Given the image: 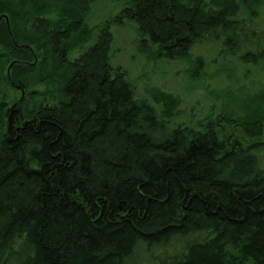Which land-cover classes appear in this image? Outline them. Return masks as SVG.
Masks as SVG:
<instances>
[{"label":"trees","instance_id":"1","mask_svg":"<svg viewBox=\"0 0 264 264\" xmlns=\"http://www.w3.org/2000/svg\"><path fill=\"white\" fill-rule=\"evenodd\" d=\"M94 1L0 0V90L26 93L0 99V264H264V143L220 125L234 92L264 93V0H108L92 27ZM17 20L42 35L38 62ZM123 22L156 61L198 67L206 47L243 84L199 130L178 123L177 95L138 96L112 63Z\"/></svg>","mask_w":264,"mask_h":264},{"label":"rangeland","instance_id":"2","mask_svg":"<svg viewBox=\"0 0 264 264\" xmlns=\"http://www.w3.org/2000/svg\"><path fill=\"white\" fill-rule=\"evenodd\" d=\"M54 2V1H53ZM95 2V1H94ZM51 3V2H50ZM54 7V3L50 4ZM120 3L108 0H97L90 6V25L93 27L101 21L108 19L111 14H115L120 9ZM21 15H18L19 20ZM17 20V21H18ZM18 26L22 28L21 21ZM16 24V25H17ZM112 28L114 34L113 51L111 61L114 65L120 66L128 73V79L135 84L138 96H147V88L157 87L165 93L177 95L180 104L177 108L179 113L176 119L178 123L188 124L195 129H200V123L205 115L211 112H217L221 109V98L224 91L234 87L238 89L243 82L231 86L232 65L225 64L220 73H216L215 64L210 65L209 59L214 52L204 47L200 51L192 52L193 56L202 55L204 63L196 67L194 57L184 61H156L152 54H146V48H141L136 41L138 35L133 31V25L128 23L117 25ZM19 29L20 33L27 34L33 40L30 41V47L33 55L38 62L37 53L39 45L43 43V37L34 30ZM27 32V33H26ZM212 49V48H211ZM9 59V60H8ZM13 58H2L0 51V78L10 73ZM193 62V63H192ZM38 94L42 93L43 87L39 84L32 87ZM0 99L12 104L23 99L26 95L24 90L17 87L1 88ZM229 93V92H227ZM234 92L231 96V104L227 106L229 110L228 117H237L236 124L221 120V127L229 131L228 142L233 140L240 141L243 145H250L254 142L261 141L264 143V93L258 97H248L246 94ZM41 95V94H40ZM30 94L28 95V99ZM40 98H36L38 101ZM222 112V111H221ZM241 115V116H240ZM262 123L263 135L260 139L247 137L243 132L242 124ZM261 160L264 164V151L261 153Z\"/></svg>","mask_w":264,"mask_h":264},{"label":"water","instance_id":"3","mask_svg":"<svg viewBox=\"0 0 264 264\" xmlns=\"http://www.w3.org/2000/svg\"><path fill=\"white\" fill-rule=\"evenodd\" d=\"M4 17H5L6 21H7V17L6 16H4Z\"/></svg>","mask_w":264,"mask_h":264}]
</instances>
